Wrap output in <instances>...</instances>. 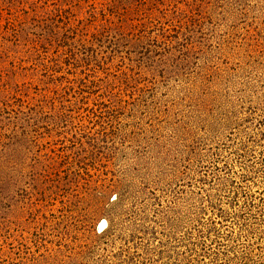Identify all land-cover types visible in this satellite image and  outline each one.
<instances>
[{"label": "rangeland", "instance_id": "1", "mask_svg": "<svg viewBox=\"0 0 264 264\" xmlns=\"http://www.w3.org/2000/svg\"><path fill=\"white\" fill-rule=\"evenodd\" d=\"M0 264H264V0H0Z\"/></svg>", "mask_w": 264, "mask_h": 264}, {"label": "bare ground", "instance_id": "2", "mask_svg": "<svg viewBox=\"0 0 264 264\" xmlns=\"http://www.w3.org/2000/svg\"><path fill=\"white\" fill-rule=\"evenodd\" d=\"M104 225H105L104 221L99 223L98 230L101 231L103 229Z\"/></svg>", "mask_w": 264, "mask_h": 264}]
</instances>
